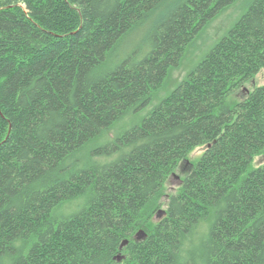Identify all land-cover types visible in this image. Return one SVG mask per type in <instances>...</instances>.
<instances>
[{
    "label": "trees",
    "instance_id": "trees-1",
    "mask_svg": "<svg viewBox=\"0 0 264 264\" xmlns=\"http://www.w3.org/2000/svg\"><path fill=\"white\" fill-rule=\"evenodd\" d=\"M235 2L0 0V264H264V0L109 137Z\"/></svg>",
    "mask_w": 264,
    "mask_h": 264
},
{
    "label": "rangeland",
    "instance_id": "rangeland-1",
    "mask_svg": "<svg viewBox=\"0 0 264 264\" xmlns=\"http://www.w3.org/2000/svg\"><path fill=\"white\" fill-rule=\"evenodd\" d=\"M251 0H237L229 8L223 11L216 19H214L203 31V33L197 38V40L189 46L183 61L171 70L169 77L163 87L157 92L151 103L144 107L141 111L126 116L121 120L115 128L109 133V137L112 139L117 134L122 133L135 124H139L143 118L150 113L169 93H171L180 83V81L188 75L191 69L196 63L206 54L211 46L217 42L226 32L236 23V21L243 15V13L250 6ZM142 35H139L136 42H140ZM264 83V69L260 71L249 83L246 88L252 89L254 86ZM244 91L237 93V98L244 97ZM247 93V92H246ZM234 95L231 99L234 100ZM235 101V100H234ZM204 151V147H197L191 154V159H197ZM264 163V155L258 156L254 161V167H257ZM189 161H183L177 172L173 174L168 180L167 193L170 195L174 192L181 183V177H183L189 170ZM191 167V166H190ZM168 196H165L167 202ZM82 203V199L73 202L71 206L63 208L64 214H71L79 210V205Z\"/></svg>",
    "mask_w": 264,
    "mask_h": 264
},
{
    "label": "water",
    "instance_id": "water-1",
    "mask_svg": "<svg viewBox=\"0 0 264 264\" xmlns=\"http://www.w3.org/2000/svg\"><path fill=\"white\" fill-rule=\"evenodd\" d=\"M162 213H163V211H161L160 215H161ZM146 235H147V233H146L144 230H140V231L137 233L136 237H137L138 239H140V238L145 237ZM126 242H127V240H125L124 243H126ZM118 259H119V260L122 259V258H121V255L118 256Z\"/></svg>",
    "mask_w": 264,
    "mask_h": 264
},
{
    "label": "flooded vegetation",
    "instance_id": "flooded-vegetation-1",
    "mask_svg": "<svg viewBox=\"0 0 264 264\" xmlns=\"http://www.w3.org/2000/svg\"><path fill=\"white\" fill-rule=\"evenodd\" d=\"M182 181V179H180Z\"/></svg>",
    "mask_w": 264,
    "mask_h": 264
}]
</instances>
